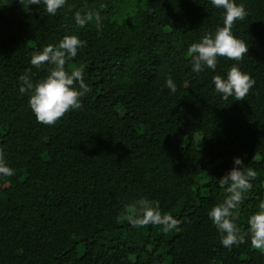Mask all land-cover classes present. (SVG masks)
Returning <instances> with one entry per match:
<instances>
[{
  "label": "trees",
  "instance_id": "trees-1",
  "mask_svg": "<svg viewBox=\"0 0 264 264\" xmlns=\"http://www.w3.org/2000/svg\"><path fill=\"white\" fill-rule=\"evenodd\" d=\"M237 2L248 15L232 32L248 53L193 73L188 47L223 26L209 0H66L55 15L0 0V154L15 170L0 178V264H264L250 237L225 248L207 214L235 156L257 172L242 233L264 200V0ZM77 11L99 12L102 28L78 27ZM72 34L85 44L66 70L83 67L91 91L82 109L38 123L19 77L43 78L31 56ZM233 64L255 80L240 101L211 83ZM141 199L178 229L131 225L126 209Z\"/></svg>",
  "mask_w": 264,
  "mask_h": 264
},
{
  "label": "clouds",
  "instance_id": "clouds-1",
  "mask_svg": "<svg viewBox=\"0 0 264 264\" xmlns=\"http://www.w3.org/2000/svg\"><path fill=\"white\" fill-rule=\"evenodd\" d=\"M213 8L223 10V26L217 27L214 33L203 35L199 41L192 43L186 56L193 73L217 68L218 57L240 61L248 53L247 44L232 32L236 21H243L248 12L243 3L237 0H209ZM66 4V0H28L29 7L43 6L46 13L55 15L58 9ZM76 25L85 27L95 22L97 30L102 28L99 12L77 11L74 15ZM85 42L78 35H65L58 44H48L30 58V64L36 69L46 68L47 74L33 81L32 73L26 72L19 77V92L28 94V105L38 123L53 125L68 111L83 108L82 98L91 91L85 82L83 67H73L66 70V63L78 55V50ZM211 83L214 91L227 100L232 97L236 101L244 100L249 90L255 84L249 74L243 72L238 64H233L226 75L216 74ZM165 86L171 93H176L177 86L171 77L165 81ZM15 170L7 159L0 154V178L12 177ZM257 172L246 167L242 157L233 158V166L219 178V186L226 195L223 200L208 211L209 219L216 227L221 237V244L228 249L233 245L246 242L250 237L251 246L264 253V200L259 203V211L248 218V229L242 233L236 224L238 209L247 198L246 194L252 189V180ZM127 220L135 227L162 225L165 233L177 230L180 221L170 214L162 213L158 204L141 199L136 205L127 208Z\"/></svg>",
  "mask_w": 264,
  "mask_h": 264
}]
</instances>
